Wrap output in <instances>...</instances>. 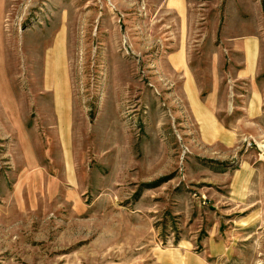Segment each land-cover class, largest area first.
<instances>
[{
  "label": "rangeland",
  "instance_id": "1",
  "mask_svg": "<svg viewBox=\"0 0 264 264\" xmlns=\"http://www.w3.org/2000/svg\"><path fill=\"white\" fill-rule=\"evenodd\" d=\"M236 25L264 0H0V264H264Z\"/></svg>",
  "mask_w": 264,
  "mask_h": 264
},
{
  "label": "crops",
  "instance_id": "2",
  "mask_svg": "<svg viewBox=\"0 0 264 264\" xmlns=\"http://www.w3.org/2000/svg\"><path fill=\"white\" fill-rule=\"evenodd\" d=\"M235 34H230L224 30L221 34L220 42L227 45L229 48L228 57L231 61V67L240 66L236 69V74H249L255 70V88L251 89L252 95L246 103L245 115L255 117V120L264 111V42L259 35L255 33V28L252 26L250 30L243 26H235ZM53 52V51H52ZM55 52L52 53L54 57ZM216 58L218 56H211ZM54 82V81H53ZM56 80L53 84V89L56 91ZM215 90V88H214ZM214 90L211 92L210 98L207 102L198 101L196 104L197 114L204 118H199L202 123H209L214 125L216 120L213 117V110L218 104V99ZM237 112L239 110H236ZM208 127V126H206Z\"/></svg>",
  "mask_w": 264,
  "mask_h": 264
}]
</instances>
